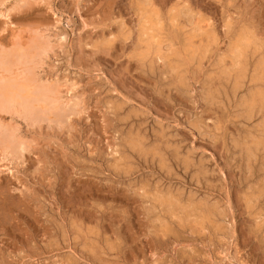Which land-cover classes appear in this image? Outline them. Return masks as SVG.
Here are the masks:
<instances>
[{"label": "rangeland", "instance_id": "374dc122", "mask_svg": "<svg viewBox=\"0 0 264 264\" xmlns=\"http://www.w3.org/2000/svg\"><path fill=\"white\" fill-rule=\"evenodd\" d=\"M145 1L165 32L175 8L209 24L217 42L204 61L183 50L182 18L172 68L141 56L137 6ZM246 25L257 42L237 77L231 58L217 62ZM6 55L12 64L0 65V85L17 79L31 110L17 103L7 112L0 97V264H264V102L254 106L261 112L249 108L264 92L255 73L264 0H0Z\"/></svg>", "mask_w": 264, "mask_h": 264}, {"label": "bare ground", "instance_id": "6f19581e", "mask_svg": "<svg viewBox=\"0 0 264 264\" xmlns=\"http://www.w3.org/2000/svg\"><path fill=\"white\" fill-rule=\"evenodd\" d=\"M142 2V1H141ZM140 2V3H141ZM182 2H185V1H182ZM178 3V2H177ZM182 4V3H181ZM181 4H179L180 6H181ZM185 5V4H184ZM135 6H137L136 4H135ZM177 6V5H176ZM187 6H188V4H187ZM137 7H139V9H138V11L137 12H139V21L137 22L138 23V26H139V35H138V41L136 42V43H138L137 44V48H138V50L140 51V53H141V56L143 57V58H147V57H149V56H153L154 57V59H156L159 63L160 62H165L166 60L168 61V60H172L173 61V58L174 59H179L182 55H181V52L179 51V48L178 47H176V46H174V44L175 43H177V42H175V41H179L180 40V38H179V36H178V34L175 32L176 30V26H178V22H179V20H180V18H182V19H184V21L185 22H183L184 24H183V27H182V30L184 29V31L186 32V33H183V35H185V37H184V39H183V42H182V40H181V42H182V48H183V50L188 54V56H191V58H192V60L196 57V56H198V55H200L201 54V52H208L209 50H208V48H210L211 47V44H213V43H216L217 41H216V37L214 36V34L212 33V31L209 29V24H205V23H203V21H201L200 19L199 20H195V17L194 16H188V14H185L184 15V13L182 12V10H181V8L180 9H177V8H175V9H173L172 11H171V9H170V19H168L169 21H170V23L169 24H172V27H173V30H170L171 32H165V29H164V26L165 25H163V23H162V19H161V14H160V12L157 10V9H155L154 8V6H153V4L151 3V1H145L144 3H142L141 5H139V6H137ZM184 8V7H183ZM182 8V9H183ZM187 9V8H186ZM187 10H189V9H187ZM186 10V11H187ZM168 14V13H167ZM190 14V13H189ZM200 14V13H199ZM196 15V14H195ZM165 16V15H164ZM185 16H187V17H185ZM137 17V16H136ZM184 17V18H183ZM199 17H201V16H199ZM138 19V18H137ZM228 19V18H227ZM227 19H226V21H227ZM230 20V19H229ZM165 21H166V19H165ZM209 21V20H208ZM231 21V20H230ZM211 23V22H210ZM233 23H234V21H233ZM230 24V23H229ZM170 27V26H169ZM228 28L230 27L231 28V24L230 25H228L227 26ZM233 27H234V24H233ZM124 28V27H123ZM167 28V27H166ZM241 28V27H240ZM187 29V30H186ZM213 29V28H212ZM232 29V28H231ZM235 29V28H234ZM238 29V28H237ZM236 29V30H237ZM251 29V28H250ZM248 27H247V25H246V28L245 29H242V31L240 32V33H236L237 34V36H233L232 34V36L234 37V40H231L230 41V43H229V49H228V52L226 53V54H219V62H217L218 63V66H219V64L220 63H222L226 58H231V60L233 61V67H236V75H237V77H243V76H245V74H247L246 73V66H242L241 65V62H243L245 59H246V56H248L247 55V53H248V50L251 48V47H253V45H255V43L257 42L256 41V38H255V35H254V33L250 30ZM169 30V29H168ZM235 30V31H236ZM226 31H228V33H229V29L227 30L226 29ZM234 33V34H235ZM256 33V32H255ZM128 34V33H127ZM129 34H131L130 32H129ZM229 35V34H228ZM129 36V35H128ZM227 36V35H226ZM230 36V35H229ZM170 38L169 40L167 39V38ZM258 38V37H257ZM128 39V38H127ZM220 39V38H219ZM226 39H227V37H226ZM111 41V40H110ZM228 41H229V39H228ZM112 42H113V40H112ZM111 43V42H110ZM260 43V42H259ZM260 45V44H259ZM259 45H257V46H259ZM136 47V46H135ZM136 48V49H137ZM211 48H213V47H211ZM210 48V49H211ZM254 48V47H253ZM260 48V47H259ZM258 48V49H259ZM257 49V48H256ZM261 49V48H260ZM260 49H259V51H260ZM251 50H253V49H251ZM254 51V50H253ZM255 51H257V50H255ZM137 52V51H136ZM219 52H223V51H219ZM6 53V52H5ZM134 53V52H133ZM250 53H252V52H250ZM12 54V53H11ZM204 54V53H203ZM203 54H201V56L203 55ZM253 54V53H252ZM257 54H259V53H257ZM207 55H208V53H207ZM2 56V55H1ZM139 56V55H138ZM187 56V55H186ZM204 56H205V54H204ZM250 56V55H249ZM252 56H254V55H252ZM256 56V55H255ZM262 57H263V55H261ZM141 57V58H142ZM185 57V56H184ZM9 57L6 55V56H3V57H0V65L1 66H5V67H7L8 68V66H10L11 64H12V62L10 61V60H7ZM139 58V57H138ZM150 58V57H149ZM172 58V59H171ZM202 58H203V60L202 61H204V57L202 56ZM215 58V57H214ZM249 58V57H248ZM252 58V57H251ZM257 58V57H256ZM259 58L261 59V57L259 56ZM264 58V57H263ZM154 59L152 60V61H154ZM186 59H188L187 57H186ZM206 59V58H205ZM212 59V58H211ZM258 59V58H257ZM149 60V59H148ZM181 60V62L184 60H182V59H180ZM247 60V59H246ZM245 60V61H246ZM256 60V59H255ZM254 60V61H255ZM166 61V62H167ZM170 61L169 62H167V63H170ZM176 61V60H175ZM179 61V60H178ZM199 61H201V58H200V60ZM217 61V60H216ZM228 61V60H227ZM244 61V62H245ZM252 61V60H251ZM254 61H252V62H254ZM180 62V63H181ZM185 62H187V60H185ZM184 62V63H185ZM190 62V61H189ZM193 62H194V60H193ZM198 62V61H197ZM229 62V61H228ZM246 62H248V61H246ZM250 62V61H249ZM248 62V63H249ZM259 62V61H258ZM257 62V63H258ZM154 63V62H153ZM172 63V62H171ZM171 63H170V65H171ZM183 63V62H182ZM199 63V62H198ZM227 63V62H226ZM257 63H254V64H257ZM161 64H164V63H161ZM213 64V63H212ZM228 64V63H227ZM251 64V63H250ZM146 65V64H145ZM165 65H167V64H165ZM183 65V64H182ZM186 65V66H185ZM184 65V67L186 68L187 67V64H185ZM239 65L241 66V67H239ZM248 65V64H247ZM13 66V65H12ZM160 66H162V65H160ZM177 66V65H176ZM179 66H180V64H179ZM188 66H189V64H188ZM191 66H194V64L193 65H191ZM200 66H202V65H200ZM251 66V65H250ZM5 67H3V68H5ZM164 67V65L161 67V69L160 70H162V68ZM168 67V66H167ZM181 67V66H180ZM195 67V66H194ZM220 67V66H219ZM248 67V66H247ZM171 68H172V65H171ZM175 68V67H174ZM188 68V67H187ZM187 68H186V70H187ZM192 68V67H191ZM204 68V67H203ZM253 68V67H252ZM165 69V68H164ZM163 69V70H164ZM182 69V68H181ZM202 69V68H201ZM201 69H200V72H201ZM231 69V68H230ZM248 69V68H247ZM162 70V71H163ZM175 70H176V68H175ZM179 70V69H178ZM252 70V69H251ZM6 71H7V69H6ZM170 71V70H169ZM183 71V70H182ZM181 71V72H182ZM175 72H177V71H175ZM207 72V71H206ZM205 72V73H206ZM252 72V71H251ZM250 72V73H251ZM254 72V71H253ZM252 72V73H253ZM168 72H166V74H167ZM179 73V72H178ZM197 73V72H196ZM255 73H257L258 75H259V77L257 78V79H259V81H260V79L262 78V77H264L263 76V74H264V60L263 59H261V61H260V63H258V65L255 67ZM29 74H31V73H28V75ZM164 75V74H163ZM173 75V74H172ZM182 75V74H181ZM187 75V74H186ZM207 75H208V73H207ZM251 75V74H250ZM253 75V74H252ZM256 75V74H255ZM255 75H253V76H255ZM166 76V75H165ZM171 76V75H170ZM169 76V77H170ZM178 76V75H177ZM184 76H185V74H184ZM228 76V75H227ZM248 76V75H247ZM163 77V76H162ZM178 77H180V76H178ZM251 77V76H250ZM257 77V76H256ZM17 78V77H16ZM171 78V77H170ZM209 78V77H208ZM247 78V77H246ZM246 78H244V79H246ZM249 78V77H248ZM29 79V78H28ZM173 79V78H172ZM180 79V78H179ZM186 79V78H185ZM244 79H242V82H245V81H243ZM255 79V78H254ZM256 79V82H258V80ZM26 80V79H25ZM168 80H170V79H167V81ZM174 80H175V82H174V84L176 83V79L174 78ZM238 80V79H237ZM248 80V79H247ZM250 81H251V79H249ZM171 81V80H170ZM187 81V80H186ZM185 81V82H186ZM19 82V81H18ZM29 82V81H28ZM178 82H180V80L178 81ZM238 82V81H237ZM236 82V84L238 85V83ZM240 83H241V81H239ZM263 82V81H262ZM262 82H260V84L262 83ZM2 85H0L1 87H0V97H2V99H3V109H6L7 110V112H8V110H11V108H13L14 106H15V104H17L18 103V105H21L25 110H31V107L29 106V101H28V99H27V95H25V94H23V93H25V91L23 90V85H20L17 89H16V86H18L17 85V79H2ZM252 83V82H251ZM250 82H249V84H251ZM253 83H254V80H253ZM173 84V83H172ZM173 84V85H174ZM179 85H180V83H178ZM242 84H244V83H242ZM247 84V83H246ZM256 84H259V83H256ZM255 83H254V85H256ZM259 84V86H261ZM237 85H235L234 87L236 88V86ZM251 85H253V84H251ZM176 86V85H175ZM181 86V85H180ZM187 86V85H186ZM250 86V85H249ZM258 86V88H260ZM230 87V86H229ZM239 87H240V85H239ZM243 87V86H242ZM242 87L241 88H238L237 87V89H238V91H239V89H242ZM247 87V86H246ZM252 87V86H251ZM21 88V89H20ZM214 88V87H213ZM245 88V87H244ZM249 88V87H248ZM257 88V89H258ZM262 88V87H261ZM260 88V89H261ZM251 90H252V88H250ZM255 89V88H254ZM256 89V90H257ZM264 89V88H263ZM248 90V89H247ZM28 91V90H27ZM231 91V90H230ZM250 91V90H249ZM263 91V90H262ZM23 92V93H22ZM227 92V91H226ZM232 93L233 92H236V91H234V90H232L231 91ZM253 92H256V91H253ZM258 92V91H257ZM260 92V91H259ZM258 92V93H259ZM218 93H220V92H218ZM246 93H248L247 91H246ZM229 94H230V92H229ZM228 94V95H229ZM38 95V94H37ZM232 97H233V95L232 94H230ZM230 95H229V97H230ZM235 95V94H234ZM251 95V94H250ZM250 95H248V96H250ZM219 96V95H218ZM222 96H224V95H222V94H220V98L219 99H221V97ZM236 96V95H235ZM238 96V95H237ZM244 96H245V94H244ZM247 96V95H246ZM247 96V97H248ZM252 96V98L251 99H249L250 100V103H249V108H256V107H254V106H256L255 104H257V101H261V103H263L264 102V92L262 93H259V94H255V95H251ZM49 97V96H48ZM203 97V96H202ZM207 97V96H206ZM216 97V96H215ZM225 97H226V95H225ZM243 97V96H242ZM241 97V99H243ZM209 97H207V99H208ZM235 98V97H234ZM246 98V97H245ZM245 98H244V100H245ZM203 99H205L204 97H203ZM218 99V100H219ZM230 99V98H229ZM229 99H228V101H229ZM232 99V98H231ZM230 99V100H231ZM248 99V98H247ZM209 101H210V99H208ZM214 100V99H213ZM239 100H240V98H239ZM22 101V102H21ZM215 101H216V99H215ZM221 101H223L222 99H221ZM227 101V102H228ZM233 101H235L234 99H233ZM242 100H240L239 102H241ZM213 102V101H212ZM237 102H238V100H237ZM238 102V103H239ZM215 103V102H214ZM217 103V102H216ZM229 103H230V101H229ZM247 103V102H246ZM258 103H260V102H258ZM260 103V104H261ZM218 104H221V102L219 103L218 102ZM237 104V103H236ZM240 104V103H239ZM238 105V104H237ZM241 105H244V102H243V104H241ZM240 105V106H241ZM248 105V104H247ZM231 106V105H230ZM233 106V105H232ZM240 106H237L238 108L240 107ZM261 106V105H260ZM17 107V106H16ZM243 107V106H242ZM241 107V108H242ZM246 107V106H245ZM263 107H264V103H263ZM49 108V107H48ZM233 108H234V106H233ZM240 108V109H241ZM244 108V107H243ZM248 108V109H249ZM262 108V107H261ZM239 109V111L238 112H240L241 111V113L243 112L242 111V109L240 110ZM244 109H246V108H244ZM243 109V110H244ZM257 109V108H256ZM259 109V108H258ZM257 109V110H258ZM264 109V108H263ZM24 110V111H25ZM253 110V109H252ZM257 110H255V111H257ZM4 111V110H3ZM230 111H232V108H231V110ZM249 111V110H248ZM254 111V112H255ZM259 111L261 112V110L259 109ZM6 112V111H5ZM25 112H27V111H25ZM237 112V113H238ZM22 113V112H21ZM253 113V112H252ZM259 112L257 111V114H258ZM263 113V112H262ZM262 113H260V114H262ZM243 114V113H242ZM256 114V113H255ZM19 115V114H18ZM239 115H241V114H239ZM244 115H245V112H244ZM247 115H248V112H247ZM254 115V114H253ZM246 116V115H245ZM255 116V115H254ZM262 116V115H261ZM239 117V116H238ZM241 117H243V116H241ZM248 117V116H247ZM251 117H252V115H251ZM263 117V116H262ZM246 119V118H245ZM243 120H244V117H243ZM247 120H248V118H247ZM249 120H251V119H249ZM260 121V120H259ZM262 121V120H261ZM263 121H264V118H263ZM241 122V121H240ZM202 123V122H201ZM245 123H247L246 122V120H245ZM253 123V122H252ZM197 124H199L198 122H197ZM206 124V123H205ZM204 124V125H205ZM264 124V123H263ZM195 126V125H194ZM247 126V125H246ZM260 126V125H259ZM3 126L0 124V128H2ZM161 127V126H160ZM205 127H206V125H205ZM204 127V128H205ZM263 127V126H262ZM4 128H6V127H4ZM248 128V127H247ZM7 129V128H6ZM4 130L3 129V133L4 132H7V131H9V130ZM198 129V128H197ZM249 129V128H248ZM200 130V129H199ZM201 130H202V128H201ZM207 130H208V128H207ZM219 130V129H218ZM204 131V130H203ZM261 131V130H260ZM199 132V131H198ZM253 132V131H252ZM251 132V133H252ZM259 132V131H258ZM261 132H263L264 133V130L263 131H261ZM8 133V132H7ZM11 133V132H10ZM203 133V132H202ZM201 132H200V134H202ZM205 133V132H204ZM207 133V132H206ZM245 133V132H244ZM11 134H13V133H11ZM208 134V133H207ZM210 134V133H209ZM262 134V133H261ZM6 135V133H4V135L3 136H5ZM9 135V134H8ZM246 135V134H245ZM253 135V134H252ZM256 135V134H255ZM254 135V136H255ZM263 135V134H262ZM10 136V135H9ZM14 136V135H13ZM249 136V135H248ZM258 136H259V134H258ZM0 137H2L1 136V133H0ZM6 137V136H5ZM11 137V136H10ZM228 137H229V135H228ZM244 137V136H243ZM246 137V136H245ZM244 137V138H245ZM250 137H251V135H250ZM253 137V136H252ZM257 137V136H256ZM260 137V136H259ZM258 137V138H259ZM264 137V136H263ZM6 138H8V136L6 137ZM12 138V137H11ZM262 138V137H261ZM13 139V138H12ZM15 139H17V138H15ZM227 139V138H226ZM235 139V138H234ZM237 139V138H236ZM247 139V138H246ZM255 139V138H254ZM260 139V138H259ZM129 140V139H128ZM233 140V139H232ZM238 140V139H237ZM249 140V139H248ZM252 140H253V138H252ZM258 140V139H257ZM264 139H262L261 141H263ZM3 141V140H2ZM8 141V140H7ZM13 141V140H12ZM19 141H21V140H19ZM227 141H228V139H227ZM236 141V140H235ZM10 142L11 141H9V144H10ZM145 142V141H144ZM144 142H143V144H144ZM226 142V141H225ZM230 142H234V141H231L230 140ZM247 142V141H246ZM249 142H250V140H249ZM255 142V141H254ZM12 144H13V142H11ZM14 143H15V141H14ZM226 143H228V142H226ZM234 143H238V142H234ZM241 143L243 144V142H240V145H241ZM248 143V142H247ZM246 143V144H247ZM3 144V143H2ZM12 144H11V146H12ZM229 144H232V143H229ZM245 144V143H244ZM252 144H253V142H252ZM256 144H262V142H259L258 143V141L256 142ZM255 144V145H256ZM3 145H5V144H3ZM24 145V144H23ZM22 145V146H23ZM236 146H237V144H235ZM248 145V144H247ZM16 146V145H15ZM144 146V145H143ZM226 146V145H225ZM232 146H233V144H232ZM235 146V147H236ZM246 146V145H245ZM259 146V145H258ZM261 146V145H260ZM3 147H5V146H3ZM8 147V146H7ZM154 147V146H153ZM152 147V148H153ZM229 147H230V145H229ZM234 147V148H235ZM241 147V146H240ZM255 147V146H254ZM264 147V146H263ZM6 148V147H5ZM12 148H14V145H13V147ZM25 148V147H24ZM237 148V147H236ZM247 148V147H246ZM252 148V147H251ZM250 148V149H251ZM262 148V147H261ZM9 149V148H8ZM242 149H244L243 147H242ZM249 149V150H250ZM3 150V149H2ZM5 150V149H4ZM24 150V149H23ZM233 150V149H232ZM238 150V149H237ZM253 150V149H252ZM255 151H256V149H254ZM6 151H8V150H6ZM10 151V150H9ZM18 151V150H17ZM231 151V150H230ZM246 151H247V149H246ZM259 151V150H258ZM257 151V152H258ZM260 151H261V149H260ZM264 151V150H263ZM13 152H14V150H13ZM238 152V151H237ZM245 152V151H244ZM249 152H251V151H249ZM17 153V152H16ZM19 153V152H18ZM228 153V152H227ZM239 153H240V151H239ZM252 153H254L255 154V152H252ZM260 153V152H259ZM263 153V152H262ZM111 154H113V153H111ZM234 154V153H233ZM242 154V153H241ZM251 154V153H250ZM254 154H252V156L254 155ZM18 155V154H17ZM247 154H246V152H245V156H246ZM257 155H258V153H257ZM15 156V155H14ZM241 156V155H240ZM251 156V157H252ZM262 156V155H261ZM119 157V156H118ZM251 157H249V158H251ZM261 158V157H260ZM182 159V158H181ZM191 159V158H190ZM263 159V158H262ZM250 160V159H249ZM248 160V161H249ZM251 160H253V157H252V159ZM257 160V159H256ZM259 160V159H258ZM162 161V160H161ZM244 161V160H243ZM253 163V162H252ZM260 163V162H259ZM245 164H247V163H245ZM167 165V164H166ZM186 165H187V163H186ZM185 165V166H186ZM195 165V164H194ZM258 165V164H257ZM190 166V165H189ZM192 166V165H191ZM201 166V165H200ZM203 166V165H202ZM254 166V165H253ZM252 166V167H253ZM255 167H256V163H255ZM255 167H253L254 169H255ZM4 168V167H3ZM5 168H7V167H5ZM4 168V169H5ZM186 168V167H185ZM189 168V167H188ZM202 168V167H201ZM262 168V167H261ZM204 169V168H203ZM203 169L201 170V171H203ZM248 169V168H247ZM252 169V168H251ZM264 169V168H263ZM249 171V170H248ZM253 171V170H252ZM11 172V171H10ZM9 172V173H10ZM204 172V171H203ZM247 172V171H246ZM200 173H202V172H200ZM205 173V172H204ZM249 173V172H248ZM253 175V174H252ZM161 188V187H160ZM257 188V187H256ZM156 190V189H155ZM249 190V189H248ZM254 190V189H253ZM252 190V191H253ZM161 191V190H160ZM160 191H159V193H160ZM251 191V190H250ZM168 193V192H167ZM170 193H171V191H170ZM169 193V194H170ZM253 193V192H252ZM251 192L248 194V196L250 195V194H252ZM156 194H157V192H156ZM172 194H174L173 192H172ZM191 194V193H190ZM159 195V194H158ZM164 195V194H163ZM162 195V196H163ZM258 195V194H257ZM146 196H148V195H146ZM156 196V195H155ZM161 196V195H160ZM165 196V195H164ZM170 196V195H169ZM182 196V195H181ZM180 196V197H181ZM248 196H246L247 197V199L249 198ZM157 197V196H156ZM175 197H178L177 195L175 196ZM180 197H178V198H180ZM183 197V196H182ZM252 197V196H251ZM258 197V196H257ZM257 197H255V198H257ZM261 197H262V194H261ZM144 198V197H143ZM153 198V197H152ZM152 198H151V200H152ZM155 198V197H154ZM171 198H173L174 199V197H171ZM178 198H175L176 200L178 199ZM190 198V197H189ZM188 198V199H189ZM194 198V197H193ZM260 198V197H259ZM147 199V198H146ZM145 199V200H146ZM148 199L150 200V196L148 197ZM160 199V198H159ZM158 199V200H159ZM169 199H170V197H169ZM192 199V198H191ZM157 200V201H158ZM180 200V199H179ZM182 200V199H181ZM187 200V199H186ZM186 200H185V202H186ZM249 200V199H248ZM255 200V199H254ZM264 200V199H263ZM162 201V200H161ZM160 201V202H161ZM171 201V200H170ZM170 201H166L169 205H171V208H172V210H173V207L172 206H175V202L173 203V202H170ZM183 201V200H182ZM190 201H192V200H190ZM250 201V200H249ZM252 201V200H251ZM257 201H259L258 199L256 200V202L255 203H257ZM152 202V201H151ZM154 202V201H153ZM153 202H152V204H153ZM159 202V201H158ZM158 202H156V203H158ZM192 202H194V201H192ZM197 202V201H196ZM201 202V201H200ZM264 202V201H263ZM155 203V202H154ZM155 203V204H156ZM159 204V203H158ZM181 204H183L184 205V201H183V203H181ZM188 204V203H187ZM204 204V203H203ZM264 204V203H263ZM148 205H149V203H148ZM151 205V204H150ZM149 205V206H150ZM177 205H179V203H177ZM195 205H197V204H195L194 203V206ZM208 205V204H207ZM250 205V204H249ZM257 205V204H256ZM255 205V206H256ZM152 206V205H151ZM154 207H155V205H153ZM159 206V205H158ZM161 206V205H160ZM160 206H159V208H160ZM167 206V205H166ZM185 206H188V205H186L185 204ZM191 206V205H190ZM193 206V205H192ZM194 206L193 207H191V208H193L194 209ZM198 206V208H199V204L197 205ZM200 206H202V203H201V205ZM210 206V205H209ZM213 206V205H212ZM211 206V207H212ZM218 206V205H217ZM263 206V205H262ZM153 207V208H154ZM164 207V206H163ZM162 207V208H163ZM196 207V206H195ZM251 207H252V204H251ZM158 208V207H157ZM161 208V209H162ZM170 208V207H169ZM190 208V209H191ZM209 208V207H208ZM215 208H218V207H215ZM215 208H211V210L212 209H215ZM255 208V207H254ZM261 208V207H260ZM150 209H151V207H150ZM161 209H159V210H161ZM164 209V208H163ZM197 209V208H196ZM205 209V208H204ZM259 209V208H258ZM264 209V208H263ZM262 209V210H263ZM155 210H156V208H155ZM166 210V209H165ZM176 210V209H175ZM188 210V209H187ZM254 210V212H255V210L256 209H253ZM154 211V210H153ZM157 211V210H156ZM170 211H171V209H170ZM177 211H179V210H177ZM181 211V210H180ZM184 211V210H183ZM186 211V210H185ZM184 211V212H185ZM193 211H195V210H193ZM208 211H209V209H208ZM207 211V212H208ZM216 211V210H215ZM218 211V210H217ZM216 211V212H217ZM221 211V210H220ZM162 212V211H161ZM164 212V211H163ZM173 212V211H172ZM171 212V213H172ZM188 212H189V210H188ZM212 212V211H211ZM222 212V211H221ZM252 212V211H251ZM165 214L167 213L166 211L164 212ZM170 213V212H169ZM186 213V212H185ZM192 213V212H191ZM195 213V212H194ZM203 213H205V212H203ZM210 213V212H209ZM264 213V212H263ZM156 214H157V212H156ZM164 214V216H166ZM183 214V213H182ZM181 214V215H182ZM207 214V213H206ZM217 214V213H216ZM216 214H214V215H216ZM220 214V213H219ZM224 214V213H223ZM255 214V213H254ZM158 215V214H157ZM160 215V214H159ZM168 215H170V214H168ZM167 215V216H168ZM176 215H179L178 213L176 214ZM185 215V214H184ZM193 215V214H192ZM209 215V214H208ZM213 215V214H212ZM211 215V213H210V216L211 217H215V216H212ZM260 215L261 214H259L258 216H257V218L258 217H260ZM264 215V214H263ZM156 216V215H155ZM161 216V215H160ZM163 216V215H162ZM183 216V215H182ZM189 216V215H188ZM223 216V215H222ZM171 217V216H170ZM169 217V218H170ZM180 217V216H179ZM184 217V216H183ZM182 217V218H183ZM198 217H202V214H201V216H198ZM204 217V216H203ZM217 217V216H216ZM262 217V216H261ZM260 217V219L262 220L263 218H261ZM165 218V217H164ZM218 218V217H217ZM219 218H220V220H221V217L219 216ZM218 218V219H219ZM173 219V218H172ZM191 219V218H190ZM204 219V218H203ZM215 219V218H214ZM223 219V218H222ZM260 219H258V220H260ZM254 220H256V218L254 219ZM166 221H167V218H166ZM174 221H176L175 219H174ZM204 221H206V220H204ZM204 221H202V222H204ZM216 221H218V220H216ZM159 222V221H158ZM164 222V221H163ZM177 222H178V220H177ZM192 222H195L194 220L192 221ZM210 222V221H209ZM219 222V221H218ZM221 222V221H220ZM258 222V221H257ZM168 223V222H167ZM179 223H183V221L182 222H179ZM208 223V222H207ZM210 223H214L213 222V220H212V222H210ZM185 224H187V223H185ZM205 224V223H204ZM219 224V223H218ZM220 224H223V223H220ZM219 224V225H220ZM258 224H260V223H258ZM257 224V225H258ZM262 224V226H264L263 225V223H261ZM260 224V225H261ZM163 225V224H162ZM182 225H184V224H182ZM189 225H190V223H189ZM206 226H207V224H205ZM214 225V224H213ZM195 226H196V224H195ZM199 227V226H198ZM209 227V226H208ZM213 227V226H212ZM197 228V227H196ZM204 228V227H203ZM195 229V228H194ZM202 230V229H201ZM204 230V229H203ZM206 230V229H205ZM207 230H208V228H207ZM206 230V231H207ZM216 230H218V228H216ZM260 231V230H259ZM262 231V230H261ZM260 231V232H261ZM223 249V248H222ZM224 250V249H223ZM226 255V254H225ZM223 256V255H222ZM221 257V256H220ZM223 258V257H222ZM221 258V259H222ZM220 262V261H219ZM224 262V261H223ZM221 263V262H220ZM225 263V262H224ZM57 264V263H56ZM210 264H211V262H210Z\"/></svg>", "mask_w": 264, "mask_h": 264}]
</instances>
